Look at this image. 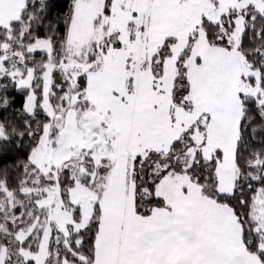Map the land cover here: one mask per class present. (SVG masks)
<instances>
[{
	"label": "snow or ice",
	"instance_id": "snow-or-ice-1",
	"mask_svg": "<svg viewBox=\"0 0 264 264\" xmlns=\"http://www.w3.org/2000/svg\"><path fill=\"white\" fill-rule=\"evenodd\" d=\"M0 264H264V0H0Z\"/></svg>",
	"mask_w": 264,
	"mask_h": 264
}]
</instances>
